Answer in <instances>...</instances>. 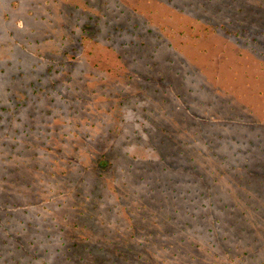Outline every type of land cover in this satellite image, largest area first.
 I'll use <instances>...</instances> for the list:
<instances>
[{"label":"rangeland","instance_id":"rangeland-1","mask_svg":"<svg viewBox=\"0 0 264 264\" xmlns=\"http://www.w3.org/2000/svg\"><path fill=\"white\" fill-rule=\"evenodd\" d=\"M261 18L264 0H0V264H81L61 244L84 209L94 233L189 236L194 264L264 263Z\"/></svg>","mask_w":264,"mask_h":264},{"label":"trees","instance_id":"trees-1","mask_svg":"<svg viewBox=\"0 0 264 264\" xmlns=\"http://www.w3.org/2000/svg\"><path fill=\"white\" fill-rule=\"evenodd\" d=\"M259 20L263 21L262 26L264 27L263 18ZM108 157L109 155H106V150L98 156V166L94 170L97 172L101 171V174L97 179L104 177V173L111 171L109 168L115 164V162H113L112 159L109 160L110 157ZM65 174L67 175L68 173L66 172ZM84 205H86L85 202L81 206L83 207ZM146 208L147 207H144V209ZM85 212L86 209L81 212L80 216L75 215L72 220L65 219L67 221V223H65V229L67 230L65 233L68 232V235L71 236L66 237L72 238L71 240L75 241L74 245L68 248H66L68 244L66 241H63L61 244L63 247L62 251L66 254V260H72V256H78V253H74V249L79 250V262L81 264H170L171 262L177 261H181L182 263V259H186L188 261L190 260L188 264H194L197 259L201 258L202 260H205L203 258L206 256L199 257L198 255H195V252L201 248V244L196 243L194 239H190L189 236L182 239L180 242L177 241L172 243V240L174 239L168 242L162 241V234L160 231L155 229H150L152 231H148L151 227L150 225L149 228L146 227L147 229H139L140 227L137 225L136 217L129 218L127 229L130 231L131 235L127 234L126 237L125 234L118 235V233L113 234L109 231L104 233H94L91 229H93L92 225L96 219L94 220L92 216H85ZM131 214H134V211L131 212ZM13 216L14 214L10 215V218ZM149 216L150 217L145 216L142 218L144 225L149 218H153V214ZM68 221L75 223L71 226L72 223H68ZM97 224H99V222ZM105 224L106 223L103 222L101 223V226ZM157 224V222H153L152 226ZM184 226L185 227L181 231L192 229V225H190V223H184ZM262 232L263 231H261V233ZM166 233L171 234V237L177 234V232L171 233L169 230L166 231ZM139 236H142L141 239L143 242L140 241ZM137 240L141 243L139 244ZM194 243L197 245L195 246ZM180 244H188L192 247V250H194L190 252L188 247L184 249ZM18 248H20V246ZM207 251L209 252V250ZM68 253H72V255L69 256ZM244 255L248 256L249 254L246 252ZM241 256L242 255H238L237 258L231 259L230 262L237 264L241 262L246 263V257L237 261L241 258ZM218 257V255L214 256L215 259ZM251 259H253V257H251ZM214 264H217V262H214Z\"/></svg>","mask_w":264,"mask_h":264}]
</instances>
